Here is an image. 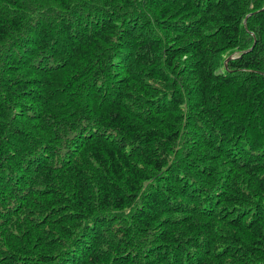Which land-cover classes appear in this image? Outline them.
Instances as JSON below:
<instances>
[{
    "label": "trees",
    "instance_id": "obj_1",
    "mask_svg": "<svg viewBox=\"0 0 264 264\" xmlns=\"http://www.w3.org/2000/svg\"><path fill=\"white\" fill-rule=\"evenodd\" d=\"M0 264H264V0H0Z\"/></svg>",
    "mask_w": 264,
    "mask_h": 264
},
{
    "label": "water",
    "instance_id": "obj_2",
    "mask_svg": "<svg viewBox=\"0 0 264 264\" xmlns=\"http://www.w3.org/2000/svg\"><path fill=\"white\" fill-rule=\"evenodd\" d=\"M233 58H234V57L232 56V57L228 58V60L225 62V66H226V68H227V65H228L229 61L232 60Z\"/></svg>",
    "mask_w": 264,
    "mask_h": 264
}]
</instances>
